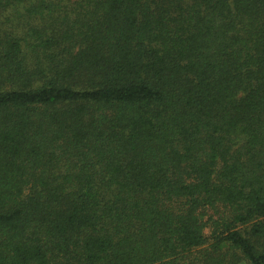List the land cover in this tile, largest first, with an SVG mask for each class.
Instances as JSON below:
<instances>
[{
  "label": "trees",
  "instance_id": "1",
  "mask_svg": "<svg viewBox=\"0 0 264 264\" xmlns=\"http://www.w3.org/2000/svg\"><path fill=\"white\" fill-rule=\"evenodd\" d=\"M0 264H264V0H0Z\"/></svg>",
  "mask_w": 264,
  "mask_h": 264
}]
</instances>
